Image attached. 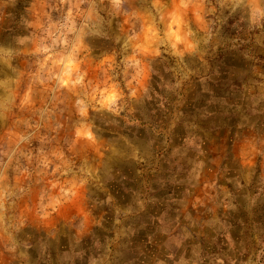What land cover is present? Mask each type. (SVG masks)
<instances>
[{
    "label": "clouds",
    "instance_id": "obj_1",
    "mask_svg": "<svg viewBox=\"0 0 264 264\" xmlns=\"http://www.w3.org/2000/svg\"><path fill=\"white\" fill-rule=\"evenodd\" d=\"M0 264H264V0H0Z\"/></svg>",
    "mask_w": 264,
    "mask_h": 264
}]
</instances>
